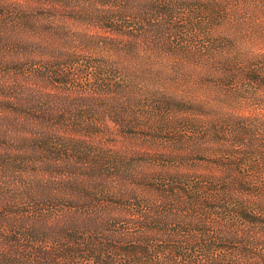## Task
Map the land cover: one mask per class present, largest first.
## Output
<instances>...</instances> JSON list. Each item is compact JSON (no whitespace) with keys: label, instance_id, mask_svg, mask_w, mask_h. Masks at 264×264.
Listing matches in <instances>:
<instances>
[{"label":"trees","instance_id":"16d2710c","mask_svg":"<svg viewBox=\"0 0 264 264\" xmlns=\"http://www.w3.org/2000/svg\"><path fill=\"white\" fill-rule=\"evenodd\" d=\"M0 264H264V0H0Z\"/></svg>","mask_w":264,"mask_h":264},{"label":"rangeland","instance_id":"374dc122","mask_svg":"<svg viewBox=\"0 0 264 264\" xmlns=\"http://www.w3.org/2000/svg\"><path fill=\"white\" fill-rule=\"evenodd\" d=\"M262 45H263V43H262ZM259 46H261V43L256 44V47H259Z\"/></svg>","mask_w":264,"mask_h":264}]
</instances>
